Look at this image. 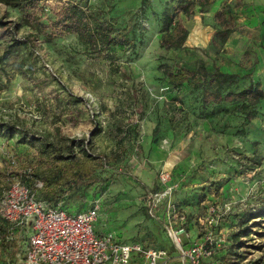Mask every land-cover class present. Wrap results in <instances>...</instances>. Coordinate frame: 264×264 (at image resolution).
<instances>
[{
    "label": "rangeland",
    "instance_id": "obj_1",
    "mask_svg": "<svg viewBox=\"0 0 264 264\" xmlns=\"http://www.w3.org/2000/svg\"><path fill=\"white\" fill-rule=\"evenodd\" d=\"M79 1L114 35L101 55L85 51L60 25L55 0H0V201L14 181L43 184L50 172L43 150L50 147L64 164L87 159L94 166L95 183L70 190L58 204L77 208L70 213L97 206L96 233L176 254L166 229L183 228L181 244L199 242L216 203L214 227L224 246L213 249L212 259L262 264L264 100L256 118L244 123L234 103L202 107L199 90L173 86L165 73L176 66L193 70L200 61L209 71L234 68L231 51L213 40L229 25L230 4L239 1L221 3L224 23L211 7L183 17L188 35L178 49L160 48V18L181 0ZM256 42L250 40L239 66L254 71L264 90V51L256 47L255 57ZM169 187L154 206L150 194ZM169 203L175 214L167 227ZM29 234L21 231V250ZM11 252L0 249V264L14 263Z\"/></svg>",
    "mask_w": 264,
    "mask_h": 264
},
{
    "label": "trees",
    "instance_id": "obj_2",
    "mask_svg": "<svg viewBox=\"0 0 264 264\" xmlns=\"http://www.w3.org/2000/svg\"><path fill=\"white\" fill-rule=\"evenodd\" d=\"M30 1L38 3L44 0ZM214 1L181 0L177 3L175 9L164 11L160 18V48L178 49L182 47L188 35L183 17L188 18L196 7L202 12H206L213 5ZM55 2L58 7L54 10V13L59 19L60 25L77 36L85 51L92 55H101L113 44L115 38L111 29L91 12L87 11L79 0H55ZM227 12L231 16L228 19L229 25H223L221 29L214 32L213 42L217 41L221 49H223L235 27L233 26L235 14L232 8H229ZM222 13L220 4V10L215 12L214 15L219 17L222 23H224ZM121 37L124 38V41L128 39L125 33ZM242 55L243 57L246 56V52ZM237 65L240 68L239 64ZM240 69V73H232L226 71L224 68L215 66L209 71L204 62L200 61L193 70L176 66L175 69L165 70V73L171 85L179 86L183 83H188L193 88L199 90L202 107H206L209 104L218 105L222 102H232L236 107L234 111L242 116L244 123H249L258 115L257 106L264 100V90L261 88L259 82L251 81L253 71L250 68L249 70L245 68ZM244 80H248L247 85L235 91L237 86ZM208 115H212V112ZM77 143L76 145L82 148L84 140H79ZM43 151L46 153V161L50 165V172L46 177L41 178L43 182V184L40 182L41 187H36V182L32 186H29L26 180H21L35 193L38 200L44 201L50 206H60L58 203L70 190L76 187L86 189L95 183L94 166L91 164V161L86 159L83 163L64 164V158L61 157L59 151L50 147H47ZM212 205H216V203ZM61 208L70 213L69 210L76 207L64 208L61 206ZM25 229L30 231V227L26 224L16 226L0 217V249L7 250L9 247H12L11 258L14 261L13 264H23L24 250L20 249L18 243L20 242V233ZM214 262L220 264L219 260H214ZM174 264H179V262ZM262 264H264V257L262 258Z\"/></svg>",
    "mask_w": 264,
    "mask_h": 264
},
{
    "label": "built area",
    "instance_id": "obj_3",
    "mask_svg": "<svg viewBox=\"0 0 264 264\" xmlns=\"http://www.w3.org/2000/svg\"><path fill=\"white\" fill-rule=\"evenodd\" d=\"M162 180L167 181L168 176H163ZM36 187H41V183L37 182ZM171 189L150 194L152 204L156 206ZM174 207L169 203L164 216L167 227L174 218ZM218 207L212 205L208 209L211 228L205 230L199 242L181 244L178 235L183 228L174 229L172 225L166 229L176 254L136 241L124 242L110 233L98 234L93 229L98 217L97 206L79 213H68L60 206H50L38 200L22 181L12 182L3 194L0 217L10 224L30 227L23 264H174V258L179 264H201L205 258L208 261L203 264H219L212 259L213 249L224 245V237L214 227L219 217ZM228 210L229 206L222 207V213ZM215 216H218L216 220Z\"/></svg>",
    "mask_w": 264,
    "mask_h": 264
},
{
    "label": "crops",
    "instance_id": "obj_4",
    "mask_svg": "<svg viewBox=\"0 0 264 264\" xmlns=\"http://www.w3.org/2000/svg\"><path fill=\"white\" fill-rule=\"evenodd\" d=\"M223 1H229L230 3L233 1H239V3H236L235 5L230 4L232 11L235 14V23L237 24L223 47L227 51H231L228 57L234 58L237 64H239L241 55L244 53L247 45H249L250 40L257 41L256 46L253 47L255 57L256 47H260L264 51V0H215L211 6V12L213 14L220 10V4ZM255 59L257 61V58ZM224 69L232 73L241 72L239 71L241 69L236 66L234 68ZM251 81L259 82L261 88H263L260 80L254 78V71L251 74Z\"/></svg>",
    "mask_w": 264,
    "mask_h": 264
}]
</instances>
